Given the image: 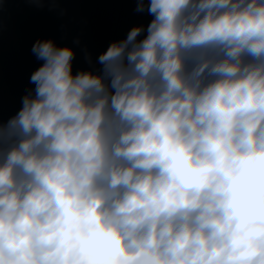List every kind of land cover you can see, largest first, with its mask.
Masks as SVG:
<instances>
[{
	"label": "clouds",
	"instance_id": "obj_1",
	"mask_svg": "<svg viewBox=\"0 0 264 264\" xmlns=\"http://www.w3.org/2000/svg\"><path fill=\"white\" fill-rule=\"evenodd\" d=\"M136 2L151 21L98 72L33 45L0 120V264H264V0Z\"/></svg>",
	"mask_w": 264,
	"mask_h": 264
},
{
	"label": "water",
	"instance_id": "obj_2",
	"mask_svg": "<svg viewBox=\"0 0 264 264\" xmlns=\"http://www.w3.org/2000/svg\"><path fill=\"white\" fill-rule=\"evenodd\" d=\"M136 8V0H0V120L14 116L35 88L30 77L43 64L32 52L37 40L73 48L74 73L98 72V57L113 41L134 26L146 30L152 16Z\"/></svg>",
	"mask_w": 264,
	"mask_h": 264
}]
</instances>
